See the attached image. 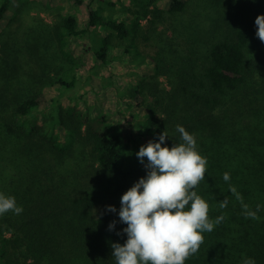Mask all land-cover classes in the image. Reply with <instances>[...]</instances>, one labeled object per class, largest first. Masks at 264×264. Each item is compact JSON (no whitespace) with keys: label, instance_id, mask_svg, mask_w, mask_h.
<instances>
[{"label":"trees","instance_id":"1","mask_svg":"<svg viewBox=\"0 0 264 264\" xmlns=\"http://www.w3.org/2000/svg\"><path fill=\"white\" fill-rule=\"evenodd\" d=\"M126 1L73 0L84 25L70 13L49 34L29 27L22 40L0 41V181L23 207L0 215V264H115L111 244L127 239L121 196L147 171L136 156L140 137L166 131L171 147L183 142L178 124L207 158L194 190L210 219L223 216L185 264H264V207L258 219L242 208L264 205V42L255 35L264 0ZM28 2L0 0V35ZM169 18L173 34L161 28ZM115 51L153 70L125 90L134 102L122 128L77 92Z\"/></svg>","mask_w":264,"mask_h":264},{"label":"clouds","instance_id":"2","mask_svg":"<svg viewBox=\"0 0 264 264\" xmlns=\"http://www.w3.org/2000/svg\"><path fill=\"white\" fill-rule=\"evenodd\" d=\"M255 25V35L264 42V14L256 17ZM176 131L182 143L167 146L165 131L136 153L142 164L147 158V171L121 196L118 216L127 225L122 229L127 239L111 244L115 264H185L197 252L203 233L223 220V216L209 218L208 202L194 190L205 179L207 158L197 150L194 134L179 124ZM223 179L228 181L230 174L225 172ZM229 190L241 199L235 186L229 185ZM226 205V198L220 201V207ZM261 207L258 203L253 211L242 203L244 215L252 219L259 218ZM108 210L117 211L112 205ZM9 211L20 214L23 207L14 196L0 191V215ZM108 227L113 230L115 222ZM242 264H256V260L245 257Z\"/></svg>","mask_w":264,"mask_h":264},{"label":"rangeland","instance_id":"3","mask_svg":"<svg viewBox=\"0 0 264 264\" xmlns=\"http://www.w3.org/2000/svg\"><path fill=\"white\" fill-rule=\"evenodd\" d=\"M27 1L29 2L26 6L24 14L22 15V20L16 21L8 29L6 28V35H0V41L11 42L12 44L15 41L16 37L22 40L23 37L29 32V27L37 29V31H42L49 34V26L52 27L61 15H67L70 13H75L76 15H78V17H80L81 25H84V23L86 22L84 9L75 6L73 0ZM125 1L126 0H124V2ZM169 2L170 0H163L162 6L164 7ZM119 14L121 15L120 17H123L122 9H120ZM196 14L198 15V12H193L190 14V17H192L191 21L195 19ZM204 19L205 18H203V21ZM143 23L146 24V21H144ZM175 24L176 20L173 18H169L166 19L161 28H165L171 34H173L171 26L176 27ZM100 71V74L96 76L97 78L92 81L91 87L83 86L82 88L78 89L77 92L83 94L85 96L84 98L87 99L90 103L93 102L98 107H102L104 111H106L111 116L115 124L118 125V127L122 128L124 125H127L128 121H131V113L127 110L126 103L132 101V99H130L129 96H126L125 90L132 84L136 83L139 76H142L144 73L151 75L153 73V70L152 68H148L146 65L137 67L135 66V64H131L130 60L121 57L119 51H115L112 54L111 65L103 68V70ZM104 75H106L108 79H104ZM161 84L162 87L169 88L165 77L161 78ZM49 96V98H57L59 96V92L51 91L49 93ZM132 102H134V100ZM137 106L138 105L136 104L133 107L132 111H136L137 113L140 112V109H138V107L140 108V106ZM140 140L142 141L143 145L149 142L146 137L142 136L140 137ZM2 160L3 159L0 158V161ZM2 163L6 164L5 161H2ZM2 176L3 173L1 172L0 178ZM9 190H12L11 184L5 186L0 181V191L6 194Z\"/></svg>","mask_w":264,"mask_h":264}]
</instances>
